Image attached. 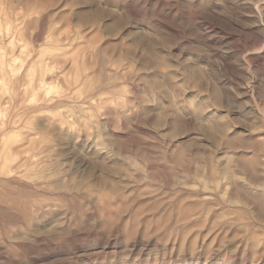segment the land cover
Returning a JSON list of instances; mask_svg holds the SVG:
<instances>
[{"label":"rangeland","instance_id":"1","mask_svg":"<svg viewBox=\"0 0 264 264\" xmlns=\"http://www.w3.org/2000/svg\"><path fill=\"white\" fill-rule=\"evenodd\" d=\"M0 264H264V0H0Z\"/></svg>","mask_w":264,"mask_h":264}]
</instances>
